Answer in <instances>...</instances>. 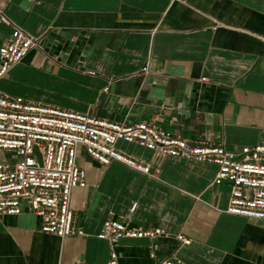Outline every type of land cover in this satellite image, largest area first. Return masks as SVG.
<instances>
[{"label": "crops", "instance_id": "0c3cea01", "mask_svg": "<svg viewBox=\"0 0 264 264\" xmlns=\"http://www.w3.org/2000/svg\"><path fill=\"white\" fill-rule=\"evenodd\" d=\"M0 9L37 41L0 78L1 95L150 124L195 146L233 151L261 142L264 0H0ZM10 34L0 25V48ZM116 149L150 175L101 165L79 147L86 187L72 192L70 209L81 234H42L24 208L0 217V264H108L113 250L118 264H264V220L225 212L230 190L213 185L215 166L134 144ZM108 218L163 233L112 248L97 238Z\"/></svg>", "mask_w": 264, "mask_h": 264}, {"label": "built area", "instance_id": "2783aa9c", "mask_svg": "<svg viewBox=\"0 0 264 264\" xmlns=\"http://www.w3.org/2000/svg\"><path fill=\"white\" fill-rule=\"evenodd\" d=\"M0 25L11 29L8 41L0 48V78H3L30 51L37 49V41L11 23L1 9ZM118 142L134 144L166 158L215 166L213 185H227L230 190L225 212L264 220V134L259 144L233 151L195 146L150 124L107 122L1 94L0 153L10 155V159H0V217H17L26 208L38 219L40 233L59 239L80 235L74 230L70 209L72 192L86 187L85 173L76 164L79 147L101 165L117 162L150 175L147 165L116 149ZM136 208L137 204H132L129 214ZM162 233L160 229H132L121 220L108 218L97 238L116 248L123 239H153ZM176 240L180 246L190 244L181 235ZM108 264H118L115 250L111 251ZM160 264L182 263L168 258Z\"/></svg>", "mask_w": 264, "mask_h": 264}, {"label": "rangeland", "instance_id": "374dc122", "mask_svg": "<svg viewBox=\"0 0 264 264\" xmlns=\"http://www.w3.org/2000/svg\"><path fill=\"white\" fill-rule=\"evenodd\" d=\"M0 159L2 160H8V159H10V155H8V154H5V153H0Z\"/></svg>", "mask_w": 264, "mask_h": 264}, {"label": "water", "instance_id": "95a60500", "mask_svg": "<svg viewBox=\"0 0 264 264\" xmlns=\"http://www.w3.org/2000/svg\"><path fill=\"white\" fill-rule=\"evenodd\" d=\"M36 153H37V151H36ZM37 159H38V161H40V157H39V155H37Z\"/></svg>", "mask_w": 264, "mask_h": 264}]
</instances>
